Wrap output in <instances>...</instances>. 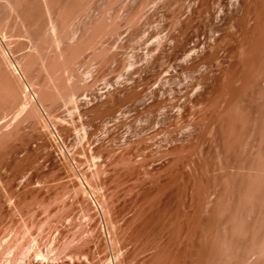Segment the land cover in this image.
<instances>
[{
  "label": "rangeland",
  "instance_id": "374dc122",
  "mask_svg": "<svg viewBox=\"0 0 264 264\" xmlns=\"http://www.w3.org/2000/svg\"><path fill=\"white\" fill-rule=\"evenodd\" d=\"M0 264H264V0H0Z\"/></svg>",
  "mask_w": 264,
  "mask_h": 264
},
{
  "label": "bare ground",
  "instance_id": "6f19581e",
  "mask_svg": "<svg viewBox=\"0 0 264 264\" xmlns=\"http://www.w3.org/2000/svg\"><path fill=\"white\" fill-rule=\"evenodd\" d=\"M18 73H20L19 71H18ZM21 74V73H20ZM34 99V98H33Z\"/></svg>",
  "mask_w": 264,
  "mask_h": 264
}]
</instances>
